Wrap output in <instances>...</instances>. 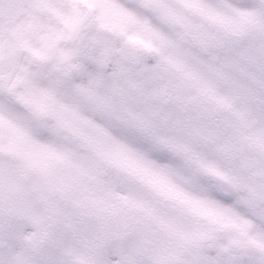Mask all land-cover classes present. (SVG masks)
I'll return each instance as SVG.
<instances>
[{"label":"snow or ice","instance_id":"obj_1","mask_svg":"<svg viewBox=\"0 0 264 264\" xmlns=\"http://www.w3.org/2000/svg\"><path fill=\"white\" fill-rule=\"evenodd\" d=\"M0 264H264V0H0Z\"/></svg>","mask_w":264,"mask_h":264}]
</instances>
